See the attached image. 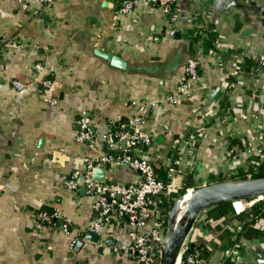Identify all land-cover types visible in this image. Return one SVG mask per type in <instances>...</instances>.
I'll list each match as a JSON object with an SVG mask.
<instances>
[{"label": "crops", "instance_id": "obj_1", "mask_svg": "<svg viewBox=\"0 0 264 264\" xmlns=\"http://www.w3.org/2000/svg\"><path fill=\"white\" fill-rule=\"evenodd\" d=\"M121 1L55 0L46 8L0 0V264H142L113 253L134 228L115 216L90 231L94 199L67 181L84 158L104 153L109 127L135 115L133 102L177 93L191 55L200 62L197 82L179 104L149 112L140 128L152 142L135 155L164 168L176 188L188 178L200 188L239 176L250 155L264 156V70L252 68L264 53V0H181L175 24L143 0L120 14ZM46 79L54 84L42 92ZM83 114L95 121L93 149L76 139ZM106 180L135 184L140 174L118 164ZM232 204L219 220L208 210L198 218L188 242L202 248L201 264H223L237 250L234 234L253 220L262 227L245 201ZM89 231L97 242L85 239ZM237 244L234 264H264L263 237Z\"/></svg>", "mask_w": 264, "mask_h": 264}, {"label": "built area", "instance_id": "obj_2", "mask_svg": "<svg viewBox=\"0 0 264 264\" xmlns=\"http://www.w3.org/2000/svg\"><path fill=\"white\" fill-rule=\"evenodd\" d=\"M180 1L143 0L145 4L160 9L171 24H175L177 21V7ZM40 2L43 7L50 8L55 0H40ZM138 4L139 0H122L118 12L123 15L129 14ZM172 34H176V31L173 30ZM259 67L264 70V53L260 58ZM35 69L40 74L43 70L42 64L38 63ZM199 69L200 62L197 56L191 55L184 67V77L177 86L176 94L167 96L163 100L144 104L133 102V106L136 108L135 115L117 129L113 126L109 127L105 136L106 150L104 153L96 159L84 158L82 160L83 168H77L67 181V187L70 190L84 189L85 193L94 199L95 217L90 231L99 233L103 226L115 216L126 220L134 228L129 234L128 242L119 243L113 248L114 254L122 255L142 264H160L168 225L161 218H156L154 214L158 210L157 201H160L162 197L166 198L177 193L176 189L180 190L181 188H176L171 183L165 184L164 181L158 179L154 165L135 155L138 149L148 147L152 142L151 135L142 131L140 126L151 110L161 105L179 104L197 82L200 76ZM228 79H230V75ZM53 84L54 82L50 79L44 80L41 91H49ZM13 85L17 90L23 88L18 81H15ZM78 125L80 128L76 136L77 141L93 149L95 147V121L89 115L83 114ZM261 154L263 155V153L254 152L253 155H250L244 172L246 180L259 178L258 176L264 171V156H260ZM118 164L127 165L137 171L140 174V180L135 184L113 185L107 180L101 182L94 178L96 169L104 168L108 171L109 168ZM233 177L239 176L236 174ZM243 201H245L246 208H253L256 204L264 202V196ZM233 209L235 210L234 205ZM39 220L49 223L52 222V216L40 213ZM150 223H152V228L149 232L138 231ZM260 225H264V218L258 220V226ZM238 246L236 244L237 250ZM187 250L188 242L184 245L176 264H201L200 252L198 250L187 252ZM237 250L228 257H235Z\"/></svg>", "mask_w": 264, "mask_h": 264}, {"label": "water", "instance_id": "obj_3", "mask_svg": "<svg viewBox=\"0 0 264 264\" xmlns=\"http://www.w3.org/2000/svg\"><path fill=\"white\" fill-rule=\"evenodd\" d=\"M98 54L109 60L115 67L121 69L126 67V64L116 56L103 53L102 51ZM107 174V169H96L94 171V178L105 182ZM260 196H264V177L242 181H219L197 188L193 199L188 202L189 207L179 224L176 222L178 213L177 203L169 213L166 243L161 255L160 264L177 263L179 255L192 233L198 218L204 211L221 204L234 203ZM184 197L185 195L178 202H181ZM85 239L90 242H97L99 235L89 231L86 233Z\"/></svg>", "mask_w": 264, "mask_h": 264}, {"label": "trees", "instance_id": "obj_4", "mask_svg": "<svg viewBox=\"0 0 264 264\" xmlns=\"http://www.w3.org/2000/svg\"><path fill=\"white\" fill-rule=\"evenodd\" d=\"M252 68L255 70L256 73H258L261 70V68L259 67V62H258V66L254 65ZM252 68L248 66L247 71L250 72ZM156 171H157L156 174H157L158 179L164 181L165 184H169V181L167 180V171H165L164 168L157 169ZM258 177L259 178L264 177V171ZM189 180L190 179L188 178L182 190L179 192V194H176V195L171 194L169 197H166V198L162 197L160 201H157V206H158L157 208L161 212V215H162L161 220H163V222L166 225H168L169 213L174 205V201L172 200V197L174 196L180 197L182 195H185L184 193L188 189L194 187L193 183H190ZM230 180H233V181L246 180V175L244 173H240L239 177L237 178L236 177H226L224 179H221V181H230ZM250 200L251 199H247V201H250ZM253 209L257 212V215H259L258 219L264 218V202L256 204L253 207ZM232 211H233V204L226 203V204H221L214 208H211L206 213L209 216L208 218L219 220ZM259 237L264 238V225L261 228H259L256 225V220H253L251 221V223L245 224L240 233L234 234L232 236L233 241H230V242H234L235 244H237L241 239L253 240ZM201 249L202 248L200 246L199 247L196 246L193 242H190V241L188 242L187 252H195L196 250H201ZM223 264H234V261L232 260V258L225 256Z\"/></svg>", "mask_w": 264, "mask_h": 264}, {"label": "bare ground", "instance_id": "obj_5", "mask_svg": "<svg viewBox=\"0 0 264 264\" xmlns=\"http://www.w3.org/2000/svg\"><path fill=\"white\" fill-rule=\"evenodd\" d=\"M194 197V192L191 190L188 192V194L185 195V197L183 198V200L181 202H177V218H176V222L177 224L180 223L181 219H182V213L183 211L189 207L188 202L193 199Z\"/></svg>", "mask_w": 264, "mask_h": 264}, {"label": "rangeland", "instance_id": "obj_6", "mask_svg": "<svg viewBox=\"0 0 264 264\" xmlns=\"http://www.w3.org/2000/svg\"><path fill=\"white\" fill-rule=\"evenodd\" d=\"M182 188H183V187H181V189L178 190L177 193H174V195L179 194V192L182 190ZM196 189H197V188H190V189H188L184 194H185V195L188 194V192L191 191V190H192L193 192H195ZM183 196H184V195H182V196H180V197H175L174 200H173V201H174V205H175V204L178 202V200H179L181 197H183ZM174 205H173V206H174ZM187 242H188V241H187Z\"/></svg>", "mask_w": 264, "mask_h": 264}]
</instances>
